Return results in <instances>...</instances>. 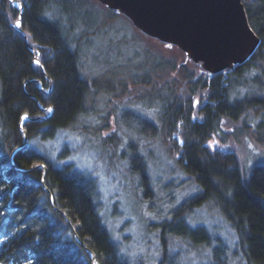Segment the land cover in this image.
<instances>
[{
    "label": "trees",
    "instance_id": "trees-1",
    "mask_svg": "<svg viewBox=\"0 0 264 264\" xmlns=\"http://www.w3.org/2000/svg\"><path fill=\"white\" fill-rule=\"evenodd\" d=\"M243 3L260 46L234 71L210 75L159 41L179 50L184 63L154 55L142 69L106 67V61L97 71L87 53L121 14L94 0H0V264H145L114 240L101 213L98 178L65 162L69 144L52 145L66 133L101 139L94 121L109 99L125 96L159 108L157 123L126 109V125L159 139L199 190L164 224L160 264L172 262L173 238L195 247L210 243L204 226L187 221L203 207L231 226L246 264H264V0ZM94 4L107 20L97 23L86 13ZM250 117L258 119L256 126ZM239 132L259 153L241 158L211 149L215 138L226 142L227 134ZM116 136L103 145L116 149ZM131 144L136 152L129 151L128 171L146 186L144 157ZM259 154L249 167L248 159Z\"/></svg>",
    "mask_w": 264,
    "mask_h": 264
},
{
    "label": "rangeland",
    "instance_id": "rangeland-1",
    "mask_svg": "<svg viewBox=\"0 0 264 264\" xmlns=\"http://www.w3.org/2000/svg\"><path fill=\"white\" fill-rule=\"evenodd\" d=\"M14 5L21 8L19 3ZM86 13L96 19L97 23L107 20L109 15L95 4L87 8ZM154 55L184 63V56L179 50L144 36L121 15H117V20L103 27L96 37L86 61L89 65H98L95 69L97 71L104 69L107 63L106 67L138 70ZM242 91L241 96L245 93ZM129 97L133 96H125L122 101L108 100L106 110L93 124L99 129L101 139L66 133L52 145L60 148L69 144L67 155L70 157L65 162H74L80 172L98 178L101 213L123 253L137 262L142 260L145 264H160V236L164 224L170 222L174 214L199 190L193 180L175 164L159 139H148L139 133L136 126L126 125V109H132L156 123L160 111L156 106ZM249 121L252 126L258 123L256 117H250ZM225 133H229L227 128ZM113 134L119 139L116 149L106 147L105 143L103 145V141ZM225 139L227 141L223 142L215 138L210 143L211 149L222 153L233 152L241 158L259 153L257 146L241 132L234 138L227 134ZM131 143L144 157L149 176L146 186L128 171L129 151L131 149L133 154L136 152L131 148ZM260 156H255L257 158L254 161L255 157L248 159L249 167ZM142 167V164H137V169L142 170ZM187 221L195 228L204 226L211 235V241L207 245L195 247L179 238H173L170 264H246L238 253L234 230L217 213L207 207L197 208L188 214ZM198 238L200 240L202 237ZM218 247L221 249L220 261L215 256Z\"/></svg>",
    "mask_w": 264,
    "mask_h": 264
},
{
    "label": "water",
    "instance_id": "water-1",
    "mask_svg": "<svg viewBox=\"0 0 264 264\" xmlns=\"http://www.w3.org/2000/svg\"><path fill=\"white\" fill-rule=\"evenodd\" d=\"M94 1L125 16L143 35L179 48L210 75L234 71L260 46L243 0Z\"/></svg>",
    "mask_w": 264,
    "mask_h": 264
},
{
    "label": "snow or ice",
    "instance_id": "snow-or-ice-1",
    "mask_svg": "<svg viewBox=\"0 0 264 264\" xmlns=\"http://www.w3.org/2000/svg\"><path fill=\"white\" fill-rule=\"evenodd\" d=\"M16 27H17V28L22 27L21 23L18 22V23L16 24ZM35 63H36L38 66H41V67H42V65L40 64V61H39V60H36ZM48 111L51 112L52 109H49ZM23 119H24V120H27L28 117H27V116H24Z\"/></svg>",
    "mask_w": 264,
    "mask_h": 264
}]
</instances>
